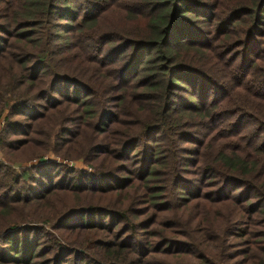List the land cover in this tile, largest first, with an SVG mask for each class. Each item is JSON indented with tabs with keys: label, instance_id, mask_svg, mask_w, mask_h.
Here are the masks:
<instances>
[{
	"label": "trees",
	"instance_id": "obj_1",
	"mask_svg": "<svg viewBox=\"0 0 264 264\" xmlns=\"http://www.w3.org/2000/svg\"><path fill=\"white\" fill-rule=\"evenodd\" d=\"M0 120V264H264V0H0Z\"/></svg>",
	"mask_w": 264,
	"mask_h": 264
},
{
	"label": "rangeland",
	"instance_id": "obj_2",
	"mask_svg": "<svg viewBox=\"0 0 264 264\" xmlns=\"http://www.w3.org/2000/svg\"><path fill=\"white\" fill-rule=\"evenodd\" d=\"M3 126H4V121L0 120V131ZM7 158L8 157H5L4 154L0 151V161L5 163L8 166H11L16 171H19L22 168L39 167L44 164H49L52 162H55L59 165H65V166L78 169V170H85L87 172L92 171V169L87 167L81 159H77V160L63 159L57 155H54L51 152H48L47 154L41 157L33 156L30 158L28 157L27 159H13V161L8 160ZM190 215H191V218L189 219V222L190 224H193L196 221L194 217L197 216V212L192 209L190 211ZM205 219H207V217Z\"/></svg>",
	"mask_w": 264,
	"mask_h": 264
}]
</instances>
